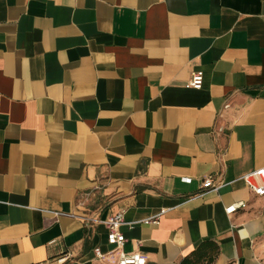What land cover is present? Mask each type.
I'll use <instances>...</instances> for the list:
<instances>
[{"label":"crops","instance_id":"1","mask_svg":"<svg viewBox=\"0 0 264 264\" xmlns=\"http://www.w3.org/2000/svg\"><path fill=\"white\" fill-rule=\"evenodd\" d=\"M254 174L264 0H0V264H109L119 212L146 264H264Z\"/></svg>","mask_w":264,"mask_h":264},{"label":"built area","instance_id":"2","mask_svg":"<svg viewBox=\"0 0 264 264\" xmlns=\"http://www.w3.org/2000/svg\"><path fill=\"white\" fill-rule=\"evenodd\" d=\"M203 84V74L202 72H194L191 74L188 82L185 84V88L200 90ZM255 176V177H254ZM247 185L252 189V191L257 196L264 195V183L259 179V177L254 174L247 176L245 179ZM184 182H189V178H183ZM202 188H215L214 182L211 178L204 180ZM245 203L239 202L237 204H232L228 208H225V214L231 215L237 210L244 208ZM148 225H157L159 223V218L154 217L143 222ZM123 224V212H119L114 216H111L106 222L107 236L106 242L112 247L109 252H102L100 248L95 247L93 250L95 260L100 263L107 262L109 264H146V260L143 256L138 253L127 254L123 252V247L125 245L126 239L122 233L119 231V227ZM64 259H59L58 263H62Z\"/></svg>","mask_w":264,"mask_h":264},{"label":"trees","instance_id":"3","mask_svg":"<svg viewBox=\"0 0 264 264\" xmlns=\"http://www.w3.org/2000/svg\"><path fill=\"white\" fill-rule=\"evenodd\" d=\"M218 254V247L213 243H202L197 249L184 257L180 264H212Z\"/></svg>","mask_w":264,"mask_h":264},{"label":"rangeland","instance_id":"4","mask_svg":"<svg viewBox=\"0 0 264 264\" xmlns=\"http://www.w3.org/2000/svg\"><path fill=\"white\" fill-rule=\"evenodd\" d=\"M257 250L258 255L261 260L264 262V235L257 241Z\"/></svg>","mask_w":264,"mask_h":264}]
</instances>
